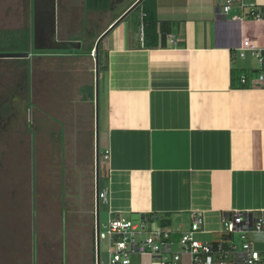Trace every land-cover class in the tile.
Here are the masks:
<instances>
[{"label":"crops","instance_id":"obj_1","mask_svg":"<svg viewBox=\"0 0 264 264\" xmlns=\"http://www.w3.org/2000/svg\"><path fill=\"white\" fill-rule=\"evenodd\" d=\"M137 1L105 22L100 34L87 35V46L73 37L88 29L85 14L81 21L68 16L56 30V42H83V50L74 49L82 54L70 57L83 67L102 37L100 150L109 158L101 157L100 167L108 216H152L161 227L170 216L176 236L187 232L188 219L201 216L204 233L217 237L227 214L264 212V88L255 77L261 65L257 60V70L236 69L244 41L264 48V23L245 16L264 0H239L226 18L218 15L224 0H156L151 41L144 37V14L139 31L127 20L133 10L125 15ZM248 55L256 60L250 51L240 57ZM93 87L83 88V99H92ZM254 246L264 249V232Z\"/></svg>","mask_w":264,"mask_h":264},{"label":"rangeland","instance_id":"obj_2","mask_svg":"<svg viewBox=\"0 0 264 264\" xmlns=\"http://www.w3.org/2000/svg\"><path fill=\"white\" fill-rule=\"evenodd\" d=\"M85 1L0 0V40L7 39L9 32H31L28 57L0 53V105L17 94L22 100L20 107L25 109L0 132V264H97L95 101L83 99V88L95 83V50L89 53L91 61L82 63L85 68L75 64L82 60L70 57L81 55L74 49L83 50L88 45L86 36L92 31L100 34L105 22L134 0H111L108 11L92 13L85 10ZM84 14L88 29L73 37H81L86 45L60 38L56 42V30L62 21L68 16L81 21ZM127 20L140 30L139 10ZM54 52L62 54L55 58L51 56ZM45 53L49 57L39 55ZM236 58V69L259 67L251 55L241 58L238 53ZM88 64L93 70L90 75L86 72ZM100 79L101 132L105 103L102 74ZM20 86H24L22 96L18 95ZM88 165L94 168L89 170ZM100 173L103 190L107 181L102 168ZM108 211L109 207L100 201L99 220L104 234ZM129 219L141 222L140 217ZM174 222L176 228L178 222ZM186 223L184 234L190 232L192 220ZM186 223L183 220V225ZM148 235L147 229L141 239ZM181 238L173 237L175 250H179ZM194 238L203 243L223 241L222 234L216 237L199 232ZM236 242L241 246L237 237ZM107 252V244L101 243L100 264H107ZM132 264L158 262L147 255L133 257Z\"/></svg>","mask_w":264,"mask_h":264},{"label":"built area","instance_id":"obj_3","mask_svg":"<svg viewBox=\"0 0 264 264\" xmlns=\"http://www.w3.org/2000/svg\"><path fill=\"white\" fill-rule=\"evenodd\" d=\"M237 1L224 0L218 15L226 18ZM245 16L254 22L264 23V7L252 5ZM247 51L261 65L257 78L264 88V48L254 47L247 40L240 48V56L245 57ZM242 83H246L245 77ZM103 158H109L108 151L104 152ZM99 199L106 204L107 192H100ZM203 227V218L193 217L190 232L181 233L179 250H175L177 243L173 237L178 233L169 226H158L149 218L133 223L109 214L108 224L103 226L106 234L101 232L99 222V246L101 243L107 244V264H132L133 257L147 255L157 260L158 264H264V251L254 246L255 238L264 232V212L257 216L251 212H232L224 216L221 232L223 241L219 243L196 240L194 234L204 233ZM147 229L149 235L143 240L141 236ZM236 237L241 246L237 244Z\"/></svg>","mask_w":264,"mask_h":264},{"label":"trees","instance_id":"obj_4","mask_svg":"<svg viewBox=\"0 0 264 264\" xmlns=\"http://www.w3.org/2000/svg\"><path fill=\"white\" fill-rule=\"evenodd\" d=\"M111 6V0H86V10L88 11H108ZM141 11L143 15V32L144 37L147 40L151 41L155 37V32L158 25V17H157V3L156 0H142L134 9ZM118 20V19H117ZM9 37L5 40H0V53H28L31 50V32L29 30H22L20 32H9ZM146 46L151 47V43H147ZM95 47L92 45L88 49V53L94 51ZM99 58V73H104L105 65L103 63V56L101 46L99 47L98 52ZM92 99L95 98V88H92ZM102 157V153L100 150V158ZM101 178V173H100ZM100 183V179H99ZM100 192L101 187L99 185ZM170 216L165 217L161 225L166 227L171 224ZM146 218L151 219L152 216H146ZM145 219V218H144Z\"/></svg>","mask_w":264,"mask_h":264},{"label":"water","instance_id":"obj_5","mask_svg":"<svg viewBox=\"0 0 264 264\" xmlns=\"http://www.w3.org/2000/svg\"><path fill=\"white\" fill-rule=\"evenodd\" d=\"M142 0H139L135 6H133L127 13L133 10ZM126 13V14H127ZM125 14V15H126ZM102 37L99 39L95 46V120H96V189H95V201H96V251H97V264H100V246H99V215H100V73H99V45ZM11 57H28L27 53H11Z\"/></svg>","mask_w":264,"mask_h":264},{"label":"flooded vegetation","instance_id":"obj_6","mask_svg":"<svg viewBox=\"0 0 264 264\" xmlns=\"http://www.w3.org/2000/svg\"><path fill=\"white\" fill-rule=\"evenodd\" d=\"M19 96H22L24 91V86L18 89ZM17 94L14 95V97L11 98V100H4L2 104L0 105V132H3L2 130L5 131L7 128V125L10 124L11 122H14V120H17L19 118V115L24 113L25 109L21 108L22 107V100L18 99ZM20 102L19 106L14 105V102ZM21 106V107H20ZM21 109V110H20ZM20 110V111H19Z\"/></svg>","mask_w":264,"mask_h":264},{"label":"clouds","instance_id":"obj_7","mask_svg":"<svg viewBox=\"0 0 264 264\" xmlns=\"http://www.w3.org/2000/svg\"><path fill=\"white\" fill-rule=\"evenodd\" d=\"M96 204V203H95ZM100 213V212H99ZM95 221H96V212H95ZM96 235V234H95Z\"/></svg>","mask_w":264,"mask_h":264}]
</instances>
